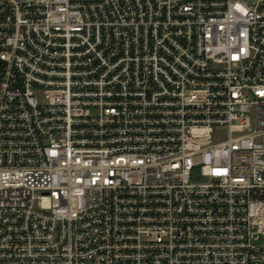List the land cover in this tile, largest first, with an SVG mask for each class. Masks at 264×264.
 <instances>
[{
  "label": "built area",
  "instance_id": "1",
  "mask_svg": "<svg viewBox=\"0 0 264 264\" xmlns=\"http://www.w3.org/2000/svg\"><path fill=\"white\" fill-rule=\"evenodd\" d=\"M0 264H264V0H0Z\"/></svg>",
  "mask_w": 264,
  "mask_h": 264
},
{
  "label": "rangeland",
  "instance_id": "2",
  "mask_svg": "<svg viewBox=\"0 0 264 264\" xmlns=\"http://www.w3.org/2000/svg\"><path fill=\"white\" fill-rule=\"evenodd\" d=\"M228 138H229V133L227 128H216L215 133L213 135V144L218 145L220 143L227 141ZM261 243H263V241Z\"/></svg>",
  "mask_w": 264,
  "mask_h": 264
}]
</instances>
